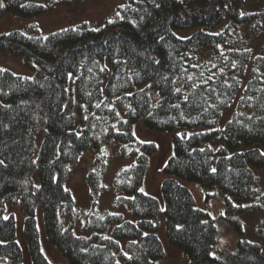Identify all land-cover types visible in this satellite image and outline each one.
<instances>
[{
  "label": "trees",
  "instance_id": "trees-1",
  "mask_svg": "<svg viewBox=\"0 0 264 264\" xmlns=\"http://www.w3.org/2000/svg\"><path fill=\"white\" fill-rule=\"evenodd\" d=\"M124 1L98 29L0 35V52L21 57L34 74L0 67V264L26 260L8 204L26 215L31 264H53L39 211L48 243L69 264H155L166 254L158 235L164 219L168 242L190 264H264L257 187L264 172V45L253 47L264 34V9L246 11L247 0ZM0 3L1 21L8 14L37 18L73 0ZM140 125L174 136L162 199L141 191L159 146L139 141ZM110 144L133 159L114 182L120 212L93 211L77 232L67 187L72 168L94 149L97 168L87 182L96 201ZM185 182L218 191L224 214L216 219L200 209ZM256 214L262 219L247 239L246 220ZM218 223L240 236L233 251L218 246Z\"/></svg>",
  "mask_w": 264,
  "mask_h": 264
},
{
  "label": "rangeland",
  "instance_id": "rangeland-1",
  "mask_svg": "<svg viewBox=\"0 0 264 264\" xmlns=\"http://www.w3.org/2000/svg\"><path fill=\"white\" fill-rule=\"evenodd\" d=\"M124 3V0H73L71 5L59 6L54 11L37 18L28 19L14 14H8L0 21V35L7 34L14 30L31 32L30 30L33 27H36L39 34L43 37H47L69 27H88L98 29L107 19H110L116 10ZM245 6L246 11L254 13L260 9H264V0H247ZM263 45L264 34L254 42L253 47L259 52ZM255 50L254 53H258ZM0 67L25 77H32L34 75L32 71L25 67L21 57H15L7 53L0 52ZM150 94L153 97L154 102H156L157 95L154 94V92H151ZM231 116L232 112L226 114L220 126H223ZM136 135L141 142H155L159 146L158 152L150 157L147 177L142 191L147 195L162 199L161 186L166 177L164 174V167L174 150V136L165 133L156 134L153 132H147L143 125H140L137 128ZM104 154L106 160L104 167H102L103 192L96 201L91 196L87 182L89 173L97 168L96 152L94 149L85 152L78 163L72 168V174L67 187L72 192L75 200L74 219L77 232H81V227L85 225L87 216L93 211L97 214H105L109 211L120 212L114 209L115 198L119 196L114 182L123 170L131 166L133 159H123L120 155V147L116 144L108 145L104 150ZM184 184L193 193L200 209L208 212L216 219L224 214L225 208L223 198L218 191L204 189L192 183L185 182ZM257 187L260 192L258 199H260L262 195H264V172H258ZM5 209L7 216L13 214L15 217L18 229V239L25 253V264H31L27 250V242L23 234V222L26 215L21 206L18 207L8 204ZM124 215L126 219L130 220L133 218L129 213ZM261 219L262 216L260 214H256L252 218H247V234L245 232V237L247 239H253L257 223ZM70 220L69 217H63L66 226H68ZM38 222L41 231L43 250L47 258L53 264H69L60 254L57 247L48 243L45 236L44 221L41 211L38 213ZM218 227V246L222 249L233 251L240 236L222 223H218ZM85 234L87 235L89 233L85 232ZM158 235L163 241L166 254L155 264H190L187 254L173 247L168 242L166 237L165 219L162 221Z\"/></svg>",
  "mask_w": 264,
  "mask_h": 264
},
{
  "label": "snow or ice",
  "instance_id": "snow-or-ice-1",
  "mask_svg": "<svg viewBox=\"0 0 264 264\" xmlns=\"http://www.w3.org/2000/svg\"><path fill=\"white\" fill-rule=\"evenodd\" d=\"M0 7H3V4L2 3H0ZM101 71H103V69H101ZM189 79H191V77H189ZM209 79H211V77H209ZM176 91L179 92L180 89H176ZM99 106H100L99 104L96 105V107H99ZM174 107H179V105H174ZM261 154L264 155V153H261ZM3 163L4 162L2 160H0V164H3ZM212 171H215V169H213ZM141 191H142V189H141Z\"/></svg>",
  "mask_w": 264,
  "mask_h": 264
}]
</instances>
